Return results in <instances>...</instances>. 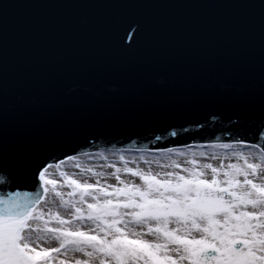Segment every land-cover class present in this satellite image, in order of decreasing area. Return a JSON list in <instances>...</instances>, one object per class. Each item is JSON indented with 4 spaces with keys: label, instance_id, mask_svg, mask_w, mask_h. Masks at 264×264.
I'll list each match as a JSON object with an SVG mask.
<instances>
[{
    "label": "water",
    "instance_id": "obj_1",
    "mask_svg": "<svg viewBox=\"0 0 264 264\" xmlns=\"http://www.w3.org/2000/svg\"><path fill=\"white\" fill-rule=\"evenodd\" d=\"M237 141L264 145V0H0L7 190L83 151Z\"/></svg>",
    "mask_w": 264,
    "mask_h": 264
},
{
    "label": "snow or ice",
    "instance_id": "obj_2",
    "mask_svg": "<svg viewBox=\"0 0 264 264\" xmlns=\"http://www.w3.org/2000/svg\"><path fill=\"white\" fill-rule=\"evenodd\" d=\"M109 156L122 167L86 162ZM36 180L7 190L0 172V264H264L259 143L83 151Z\"/></svg>",
    "mask_w": 264,
    "mask_h": 264
},
{
    "label": "bare ground",
    "instance_id": "obj_3",
    "mask_svg": "<svg viewBox=\"0 0 264 264\" xmlns=\"http://www.w3.org/2000/svg\"><path fill=\"white\" fill-rule=\"evenodd\" d=\"M192 150H195V151H201V150H205V151H207L206 149H199V148H192ZM216 151H221V150H216ZM127 155V154H126ZM129 158H131L130 156H129ZM116 162V166L117 167H122V165L118 162V158H115V157H111V156H109L108 157V159L107 160H105V159H102V158H100V157H94V158H89L86 162L88 163V164H90V165H94L95 167H94V170L95 171H103V172H112V171H114V169H112V168H107V167H104V168H101V167H99V165L100 164H108V163H112V162ZM130 166H133L134 167V165H130ZM64 167H66L68 170H71V171H76V169H74L73 168V165H72V163H70V164H68V165H66V166H64ZM141 167H144V165H142L141 164ZM138 180V179H137ZM136 180V181H137ZM91 182H94V181H91ZM102 183L104 182L103 180L101 181ZM107 183H110V184H116L117 182H116V180L114 179V178H112V179H108L107 180ZM66 191V190H65Z\"/></svg>",
    "mask_w": 264,
    "mask_h": 264
},
{
    "label": "rangeland",
    "instance_id": "obj_4",
    "mask_svg": "<svg viewBox=\"0 0 264 264\" xmlns=\"http://www.w3.org/2000/svg\"><path fill=\"white\" fill-rule=\"evenodd\" d=\"M213 163H217V164H218V163H219V161H213ZM136 182H137V183H140V181H139V180H137Z\"/></svg>",
    "mask_w": 264,
    "mask_h": 264
}]
</instances>
